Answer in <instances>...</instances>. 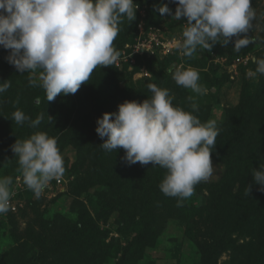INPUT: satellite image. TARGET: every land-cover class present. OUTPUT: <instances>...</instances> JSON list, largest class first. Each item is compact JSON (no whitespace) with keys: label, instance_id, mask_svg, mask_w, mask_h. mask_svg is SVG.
Wrapping results in <instances>:
<instances>
[{"label":"rangeland","instance_id":"rangeland-1","mask_svg":"<svg viewBox=\"0 0 264 264\" xmlns=\"http://www.w3.org/2000/svg\"><path fill=\"white\" fill-rule=\"evenodd\" d=\"M135 3L139 5L135 20L129 23L125 18L113 42L114 48L121 54L125 45L131 43L129 39L132 35L135 33L134 37L137 36L138 26L153 27L163 40L176 41L180 38L186 18L170 21V17L161 16L154 7L167 4L174 12V1L135 0ZM251 4L256 19L249 36L254 40L256 38L254 43L239 52L233 50L231 43L224 47L217 42L210 50L198 46L196 53L190 57L191 65L187 66L198 71V83L207 89L203 95L185 89L174 81L153 78L151 71L144 67L140 68L146 71L143 77H147V81L139 80L143 74L138 71L129 77L126 73L131 72L133 66L122 62L120 55L113 66L97 68L90 81L81 85L75 93L86 100V107L78 105L75 94H60L58 101H51V104L45 99L41 108L45 95L43 89L29 85V72L20 73L18 83L11 85V88L16 90L19 95L17 98L23 100L20 102L22 109L19 108L15 93L10 92L11 88L0 94V129L6 136L0 142V177L10 176L13 180L10 185L13 193L10 197L12 210L0 214V264H80L75 251L80 238L91 245L92 250L105 252L97 264H202L198 241L204 242L202 232L210 224L206 187L219 180L223 165L211 158L213 176L195 185L194 194L183 202L182 207H177V198L163 194L152 199L154 203H148L149 207L132 214L127 212L124 218L121 213L127 210L118 207L120 199L116 206L113 201L130 191L125 180H133L128 176L138 172H146L149 177L157 169L151 164H140L139 168L138 163L127 164L123 159V149L115 152L102 149L99 145L103 140L95 132L98 107L88 102L90 97H95L97 83L105 96L103 103L111 107L113 112L125 100L140 102L146 99L151 95L147 85L154 83L170 91L175 106L192 111L190 105L196 103L200 110L196 112L204 114L201 122L214 119L222 130L228 111L246 96H252L258 82L259 75L255 78L246 75L248 67L239 69L246 65H235L233 59L229 60L230 56L240 54L243 50H256L259 53L258 45L264 35V0H251ZM250 53L242 56L238 54V57L248 56L251 59ZM124 67L126 70H123ZM189 96L193 97L192 101L188 100ZM101 100L95 97L96 103ZM17 109L32 119L44 113V119L37 128L30 127L27 121L22 125L16 124L10 117ZM37 109L43 110L40 112ZM103 110H107L106 107ZM47 115L53 118L52 124ZM36 131L47 132L57 139L65 166L63 176L50 181L39 199L24 185L22 174L18 171V158L11 150L16 139L23 140ZM152 175L156 176L157 173ZM164 175L160 178L163 179ZM117 180L122 183L119 194L112 192L109 185ZM140 190L137 188L135 198L142 201L151 199L148 194L139 193ZM102 194L106 196L102 197ZM106 210H110V213ZM29 231L34 234L33 237L42 235L39 244H46L42 246L45 248L43 254L38 247L33 250L34 247L26 246L32 241L30 235H26ZM234 237L238 238L236 234ZM248 239V236L241 237L237 243L242 244ZM51 243L54 245L50 246ZM227 261L228 253L222 252L216 264H226Z\"/></svg>","mask_w":264,"mask_h":264},{"label":"clouds","instance_id":"clouds-1","mask_svg":"<svg viewBox=\"0 0 264 264\" xmlns=\"http://www.w3.org/2000/svg\"><path fill=\"white\" fill-rule=\"evenodd\" d=\"M173 12L167 4L155 5L161 16L170 21L186 18L174 47L181 55L192 57L198 46L210 50L217 42L233 50L255 42L249 36L256 19L251 0H174ZM139 7L135 0H0V46L8 50L6 61L20 73L29 72L32 87L43 89L46 100L75 94L88 83L100 66H113L121 53L113 42L119 25L126 18L135 20ZM264 43V40L261 41ZM255 70L246 75H264V58L255 59ZM174 82L203 95L207 89L198 81L199 73L183 64L170 67ZM11 86L0 81V94ZM151 95L137 102L125 100L116 111L96 118V134L103 140L102 149L124 150V161L131 165L160 166L166 170L160 191L177 198V207L194 194V187L214 174L211 153L220 129L214 119L201 122L192 111L173 104L174 96L154 83L147 85ZM189 101L193 97H188ZM48 116V115H47ZM44 119H35L15 110L11 120L37 128ZM49 123L53 118L48 116ZM11 150L18 158V171L24 185L39 199L53 179L63 176L64 160L57 139L47 132L36 131L23 140L16 139ZM252 181L264 191V163L252 171ZM12 177H0V214L12 210ZM251 184L246 188L248 195Z\"/></svg>","mask_w":264,"mask_h":264},{"label":"trees","instance_id":"trees-1","mask_svg":"<svg viewBox=\"0 0 264 264\" xmlns=\"http://www.w3.org/2000/svg\"><path fill=\"white\" fill-rule=\"evenodd\" d=\"M134 34L129 39V42L133 41ZM262 40H264L263 34L258 45L259 53H256V50L250 51L252 53L251 59H249L246 66L239 67L240 70H245L247 67V69L254 70L256 68L254 61L259 57V54H261L260 58H264V43H261ZM250 52L243 50L238 54L242 56ZM238 54L230 56L229 60H234L238 57ZM7 55L8 50L0 46V79H7L11 82V85H14L18 83L20 72L6 61L5 57ZM189 59L190 57L187 56L180 58L178 51H174L172 54L163 56L162 58L156 56H138L133 65V70L131 72L127 71L126 75L130 77L132 73L139 71L140 67H144L146 70L151 71L153 78H160L163 81H174L168 69L180 60H183L186 65H191ZM125 68L123 70H126ZM147 79V77L142 76L139 80L147 81ZM95 85L98 89L95 90V92L97 91L95 97L97 96L102 100L96 103L95 97H90L89 105L91 103L92 105L96 104L99 108H97L99 116L104 111L109 112L110 110L112 112L111 107L108 108L103 103V97L105 96L100 87L97 83ZM10 92L15 93L16 99L19 100V108L22 109L21 103L23 100L20 99L21 97L17 98L19 95L12 88ZM75 95L79 102L78 105L81 108L86 107V100L80 97L79 94ZM45 97L44 95L41 108L45 103ZM58 99L59 95L53 102L58 101ZM47 102L51 104L50 101ZM105 107L107 110H103ZM37 110L41 112L43 109ZM194 115L200 120L204 116L201 112H196ZM226 116L227 120L222 125V130L219 132L216 145L211 153V158L220 162L224 169L219 180L210 183V186L206 187L208 190L207 209L210 224L202 232L204 242L198 241V247H200L202 255L201 262L202 264H216L218 256L222 252H227L228 261L226 264H264V191L252 181L253 169L259 168V165L264 163V75L258 76L254 94L250 97L246 96L241 103L229 110ZM5 138L4 132L0 129V142ZM137 167H140L139 163ZM156 169L149 177L146 172L141 174L138 172L136 175L131 174L128 176L132 177L133 180L130 178L125 180L126 187L130 191L125 196H120L117 200L113 201V204L116 206L120 199L118 207L127 210L121 213L124 218L126 217L125 213L130 212L132 214L136 210H142L146 206L149 207L148 203L151 205L154 203V199L163 195L159 184L162 181L160 176L165 174L166 170L158 165H156ZM155 172L157 175L153 176L152 174ZM121 184V180H117L115 183L110 182L109 185L112 192L119 194L122 191L120 190ZM248 184H251V188L247 195L246 188ZM137 188L141 189L139 193H145L151 197L149 199L150 202H148L149 200L142 201L135 198ZM103 196L106 195L102 194ZM111 206L115 207L112 204ZM122 209L120 210L122 211ZM106 212L110 213V210H106ZM53 221L56 222L54 218ZM54 222L52 223L54 224ZM235 234L238 238L234 237ZM26 235L28 237L30 235V238H32V241L26 244V246L29 248L34 247L33 250L38 247L41 254H43L44 252L42 251L45 248L42 246L46 244L44 242L41 245L39 244L42 235L36 234L33 237L34 234H31L30 231ZM245 236L249 238L247 241L242 244L237 243L239 238ZM78 241L79 243H76L75 251L77 252V260L80 264L99 263L100 258L105 255V252L92 250L91 245L82 238ZM53 245L54 243L50 244V246Z\"/></svg>","mask_w":264,"mask_h":264},{"label":"built area","instance_id":"built-area-1","mask_svg":"<svg viewBox=\"0 0 264 264\" xmlns=\"http://www.w3.org/2000/svg\"><path fill=\"white\" fill-rule=\"evenodd\" d=\"M138 28L139 30L137 32V36L133 38V41L129 45H125V47L123 48V52L120 58L122 62H128V64L131 63V65L133 66L138 56H156L158 58H162L163 56L172 54L174 51H178L179 57L183 58V55H181L179 50L174 47L175 40H163L158 36L156 30L153 27L145 28L144 25H142V27L138 26ZM248 61V56L237 57L233 60V64L246 65ZM180 64L188 67L183 62V60H180L178 63L174 64V66ZM137 73H142V76H145L144 74H147L143 68H140Z\"/></svg>","mask_w":264,"mask_h":264}]
</instances>
